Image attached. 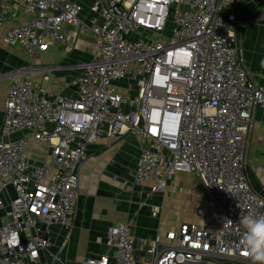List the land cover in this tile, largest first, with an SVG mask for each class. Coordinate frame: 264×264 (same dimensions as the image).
Instances as JSON below:
<instances>
[{
  "label": "built area",
  "instance_id": "obj_1",
  "mask_svg": "<svg viewBox=\"0 0 264 264\" xmlns=\"http://www.w3.org/2000/svg\"><path fill=\"white\" fill-rule=\"evenodd\" d=\"M243 1L93 0L83 17L73 0H0V28L10 3L26 14L3 30V44L31 57L64 46L62 25L70 23L89 29L95 48L77 65L69 95L38 87L28 69L0 75L9 80L0 129V193L7 196L0 195V264H70L60 253L71 237L86 147L125 135L141 144L133 184L163 192L177 172L193 174L204 204L195 221L148 242H135L128 221L111 226L105 251L79 264H134L136 248L145 264H253L240 244L241 219L264 215V197L247 180L244 153L264 85L246 70L238 43ZM28 140L48 144L42 161L27 158Z\"/></svg>",
  "mask_w": 264,
  "mask_h": 264
},
{
  "label": "crops",
  "instance_id": "obj_2",
  "mask_svg": "<svg viewBox=\"0 0 264 264\" xmlns=\"http://www.w3.org/2000/svg\"><path fill=\"white\" fill-rule=\"evenodd\" d=\"M82 6V16L88 14L93 0H73ZM9 15L0 28V75L28 69L36 85L48 93H73L77 65L88 61L95 53L93 35L89 29L79 30L70 23L62 25L65 45L48 46L29 57L20 46L2 42L4 29L18 24L26 14L14 3L8 5ZM264 0L237 3L236 16L240 25L236 34L243 51L244 66L250 76L264 85ZM46 77V79L44 78ZM9 80L0 78V129L4 99ZM264 103L254 108L251 128L246 135L245 172L251 188L264 197ZM18 132L12 139L21 137ZM140 142L131 136L101 137L86 147V159L79 169L78 198L73 217L71 237L61 251L63 261L79 264L85 258L97 257L105 251L107 230L128 221L135 242H148L156 233L175 229L179 223L195 221V211L204 204L200 185L193 174L177 172L165 191L153 190L151 184H133L130 171L135 166ZM47 143H26L27 158L38 163L48 154ZM6 201V192H1ZM196 198V200L193 199ZM197 197L199 199H197ZM192 199V200H191ZM4 211L0 209V224ZM58 239L56 238V241ZM142 249L134 251L136 256ZM138 264H145L140 262Z\"/></svg>",
  "mask_w": 264,
  "mask_h": 264
},
{
  "label": "clouds",
  "instance_id": "obj_3",
  "mask_svg": "<svg viewBox=\"0 0 264 264\" xmlns=\"http://www.w3.org/2000/svg\"><path fill=\"white\" fill-rule=\"evenodd\" d=\"M245 233L240 241L253 264H264V215H247L241 219Z\"/></svg>",
  "mask_w": 264,
  "mask_h": 264
},
{
  "label": "rangeland",
  "instance_id": "obj_4",
  "mask_svg": "<svg viewBox=\"0 0 264 264\" xmlns=\"http://www.w3.org/2000/svg\"><path fill=\"white\" fill-rule=\"evenodd\" d=\"M264 13V12H263ZM125 83V82H124ZM123 90H125L126 92H127V90L126 89H124V88H120V91H123ZM193 199L194 200H196V198L195 197H193ZM197 199H199L198 197H197ZM192 200V199H191ZM145 259H146V255H145V253L143 252V251H141V253L139 252V258H138V256H136V261H137V264L138 263H140V262H145Z\"/></svg>",
  "mask_w": 264,
  "mask_h": 264
}]
</instances>
